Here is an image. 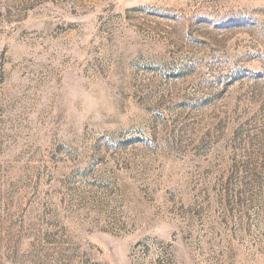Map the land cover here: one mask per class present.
<instances>
[{
	"label": "rangeland",
	"instance_id": "1",
	"mask_svg": "<svg viewBox=\"0 0 264 264\" xmlns=\"http://www.w3.org/2000/svg\"><path fill=\"white\" fill-rule=\"evenodd\" d=\"M0 264H264V0H0Z\"/></svg>",
	"mask_w": 264,
	"mask_h": 264
}]
</instances>
